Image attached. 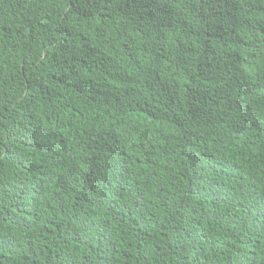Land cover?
<instances>
[{
  "label": "trees",
  "instance_id": "trees-1",
  "mask_svg": "<svg viewBox=\"0 0 264 264\" xmlns=\"http://www.w3.org/2000/svg\"><path fill=\"white\" fill-rule=\"evenodd\" d=\"M0 264H264V0H0Z\"/></svg>",
  "mask_w": 264,
  "mask_h": 264
}]
</instances>
